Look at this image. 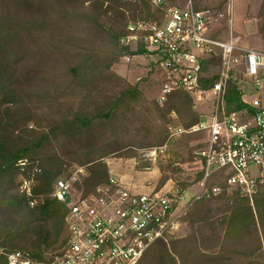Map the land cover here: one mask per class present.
Segmentation results:
<instances>
[{
    "label": "trees",
    "instance_id": "obj_1",
    "mask_svg": "<svg viewBox=\"0 0 264 264\" xmlns=\"http://www.w3.org/2000/svg\"><path fill=\"white\" fill-rule=\"evenodd\" d=\"M201 2L197 9L208 7ZM161 17L151 0H0L1 249L40 260L60 255L69 206L52 194L62 175L85 166L81 187L88 194L109 180L107 158L135 157L141 148L165 143L175 117L185 128L203 119L191 93L173 91L161 104L113 70L135 53L120 42L128 24ZM258 32L264 37V0ZM215 78L204 79L205 87ZM225 105L256 113L235 80L227 82ZM32 172L29 197L20 187ZM229 175L225 168L214 171L207 186L221 191L197 199L180 218L189 222L188 234L157 240L137 264H264V184L251 202L228 193ZM168 179L162 175L158 187ZM0 264H7L2 255Z\"/></svg>",
    "mask_w": 264,
    "mask_h": 264
},
{
    "label": "built area",
    "instance_id": "obj_2",
    "mask_svg": "<svg viewBox=\"0 0 264 264\" xmlns=\"http://www.w3.org/2000/svg\"><path fill=\"white\" fill-rule=\"evenodd\" d=\"M151 1L162 11V17L128 24L120 42L135 53H128L123 59L140 58L154 63L162 77L157 97L162 104L176 90L191 93L195 100L205 96L212 99L211 114L198 123L187 128L169 126L170 137L206 133L205 146L199 152L203 160L199 191L191 199L188 189L133 192L123 180L111 175L106 183L84 194L81 180L87 170L75 165L56 181L52 194L69 206L68 238L62 253L40 260L25 251L0 248L7 264H137L151 244L173 233L194 201L221 191L220 186H207L217 169L230 172L228 193L237 192L251 202L264 184V52L244 47L233 38H215L209 32V24L222 13L211 8L197 9L196 0H185L184 5ZM216 58L219 63L216 74H212ZM211 76L216 77L214 82L205 87L203 80ZM229 80L237 81L243 100L256 113L249 115L247 109L227 111ZM244 84L260 92V96L248 98L250 92ZM158 153L152 148L146 156ZM20 164L24 169L27 160ZM34 183L32 172L23 179L21 191L32 197ZM30 204L34 206L36 200L31 198Z\"/></svg>",
    "mask_w": 264,
    "mask_h": 264
},
{
    "label": "rangeland",
    "instance_id": "obj_3",
    "mask_svg": "<svg viewBox=\"0 0 264 264\" xmlns=\"http://www.w3.org/2000/svg\"><path fill=\"white\" fill-rule=\"evenodd\" d=\"M262 1L202 0L201 5L208 6L204 8H211L216 13H222L217 20L213 19L209 24V32L214 37L215 35H220L223 40L233 38L244 47L264 52V37L258 32V14ZM217 65V63L215 66L212 65V74H216ZM113 70L131 84L138 83L148 100H157L162 77L152 61L140 58L127 61L122 57L113 66ZM244 85L246 86L245 89L250 92L248 98L260 96V92H256L250 85ZM194 107L201 117L204 118L210 115L213 110L212 99L208 96H205L202 100L194 99ZM173 116L175 117V115ZM172 121L175 122L170 125L180 126L176 122V117ZM133 123L138 124L136 121ZM205 140L206 133L202 132L182 133L172 137L169 135L165 143L141 148L135 157L107 158L109 174L123 180L131 187L130 189L133 192L144 193L153 189L162 192H177L188 189L187 195L191 199L192 194L197 193L200 189L199 182L201 178L198 179V177L202 170L203 160L199 152L204 148ZM152 148L158 150V155L146 156V152ZM164 174L168 175L169 179L161 187H158ZM183 182H191L192 184L187 189H184L181 185ZM189 231V222L185 220L179 221L169 238L185 236Z\"/></svg>",
    "mask_w": 264,
    "mask_h": 264
}]
</instances>
